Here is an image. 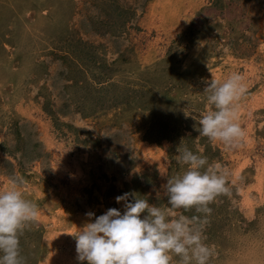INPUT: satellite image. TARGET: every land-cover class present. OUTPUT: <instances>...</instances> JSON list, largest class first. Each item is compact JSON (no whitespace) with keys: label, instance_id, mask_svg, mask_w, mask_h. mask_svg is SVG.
<instances>
[{"label":"rangeland","instance_id":"obj_1","mask_svg":"<svg viewBox=\"0 0 264 264\" xmlns=\"http://www.w3.org/2000/svg\"><path fill=\"white\" fill-rule=\"evenodd\" d=\"M233 72L244 136L226 147L197 120ZM177 147L229 173L210 264H264V0H0V191L22 181L38 210L24 264H87L71 234L125 192L166 208Z\"/></svg>","mask_w":264,"mask_h":264},{"label":"clouds","instance_id":"obj_2","mask_svg":"<svg viewBox=\"0 0 264 264\" xmlns=\"http://www.w3.org/2000/svg\"><path fill=\"white\" fill-rule=\"evenodd\" d=\"M203 91L209 108L198 113L199 135L226 147L238 146L244 136L236 111L237 102L247 91L243 78L233 72L222 79H211ZM176 153V163L182 170L172 176L161 174L166 177L163 196L167 207L149 203L134 193L116 196L117 203L124 202L123 213L109 208L71 234L78 261L173 264L175 259L177 264H210L213 249L205 243L204 224L212 211L209 205L229 194V173L187 147H177ZM21 183L13 180L0 191V264H24L20 237L37 219L36 205L25 198ZM180 210H194L197 215L187 216ZM86 215L91 218L94 214Z\"/></svg>","mask_w":264,"mask_h":264}]
</instances>
